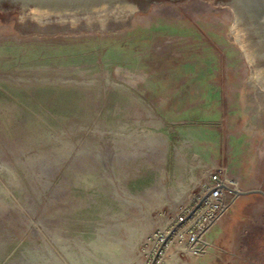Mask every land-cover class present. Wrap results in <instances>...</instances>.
Instances as JSON below:
<instances>
[{"label":"rangeland","instance_id":"374dc122","mask_svg":"<svg viewBox=\"0 0 264 264\" xmlns=\"http://www.w3.org/2000/svg\"><path fill=\"white\" fill-rule=\"evenodd\" d=\"M216 169L233 181L122 58L0 46V264H151L158 232ZM210 242L199 259L219 264Z\"/></svg>","mask_w":264,"mask_h":264},{"label":"water","instance_id":"95a60500","mask_svg":"<svg viewBox=\"0 0 264 264\" xmlns=\"http://www.w3.org/2000/svg\"><path fill=\"white\" fill-rule=\"evenodd\" d=\"M0 46L122 58L237 188L219 264H264V0H0Z\"/></svg>","mask_w":264,"mask_h":264},{"label":"built area","instance_id":"2783aa9c","mask_svg":"<svg viewBox=\"0 0 264 264\" xmlns=\"http://www.w3.org/2000/svg\"><path fill=\"white\" fill-rule=\"evenodd\" d=\"M199 191L191 202L174 215L168 227L159 231L154 242L151 264H162L166 247L175 243L185 256H173L174 264L193 263L209 253L212 244L208 239L210 229L231 208L237 196L233 193L230 179L222 169L208 172L198 184ZM199 203V206L194 207Z\"/></svg>","mask_w":264,"mask_h":264},{"label":"crops","instance_id":"0c3cea01","mask_svg":"<svg viewBox=\"0 0 264 264\" xmlns=\"http://www.w3.org/2000/svg\"><path fill=\"white\" fill-rule=\"evenodd\" d=\"M239 201V197L235 200L231 208L217 221V223L210 229L208 238L218 245L220 251L224 250L227 238L229 236L232 224L236 214H230L234 210V205ZM195 264H203V261L198 259Z\"/></svg>","mask_w":264,"mask_h":264},{"label":"bare ground","instance_id":"6f19581e","mask_svg":"<svg viewBox=\"0 0 264 264\" xmlns=\"http://www.w3.org/2000/svg\"><path fill=\"white\" fill-rule=\"evenodd\" d=\"M230 183H231V185L233 186L234 189H237L233 181H230Z\"/></svg>","mask_w":264,"mask_h":264}]
</instances>
